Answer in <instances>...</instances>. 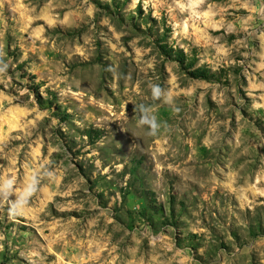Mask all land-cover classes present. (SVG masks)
<instances>
[{
	"label": "rangeland",
	"instance_id": "obj_1",
	"mask_svg": "<svg viewBox=\"0 0 264 264\" xmlns=\"http://www.w3.org/2000/svg\"><path fill=\"white\" fill-rule=\"evenodd\" d=\"M0 264H264V0H0Z\"/></svg>",
	"mask_w": 264,
	"mask_h": 264
},
{
	"label": "trees",
	"instance_id": "obj_2",
	"mask_svg": "<svg viewBox=\"0 0 264 264\" xmlns=\"http://www.w3.org/2000/svg\"><path fill=\"white\" fill-rule=\"evenodd\" d=\"M168 56L173 57V59L179 63L182 64L184 62V56L181 50L177 51V50H169V51H164ZM190 65L192 66V63L187 64V66ZM194 74L196 75L197 78L199 79H203V80H209L210 79V75L209 72L204 69V68H200L198 70H195Z\"/></svg>",
	"mask_w": 264,
	"mask_h": 264
},
{
	"label": "clouds",
	"instance_id": "obj_3",
	"mask_svg": "<svg viewBox=\"0 0 264 264\" xmlns=\"http://www.w3.org/2000/svg\"><path fill=\"white\" fill-rule=\"evenodd\" d=\"M153 92L155 95H159V89L158 88H154ZM139 123L142 125H148V133H147L148 135H155L156 134L158 125H157L154 118L148 119V118L142 116L139 119Z\"/></svg>",
	"mask_w": 264,
	"mask_h": 264
}]
</instances>
